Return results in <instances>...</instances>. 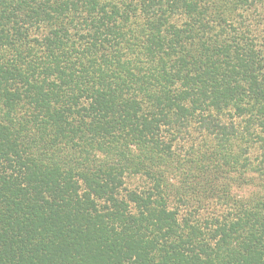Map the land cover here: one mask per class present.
Returning a JSON list of instances; mask_svg holds the SVG:
<instances>
[{"label":"trees","instance_id":"trees-1","mask_svg":"<svg viewBox=\"0 0 264 264\" xmlns=\"http://www.w3.org/2000/svg\"><path fill=\"white\" fill-rule=\"evenodd\" d=\"M0 264H264V0H0Z\"/></svg>","mask_w":264,"mask_h":264}]
</instances>
